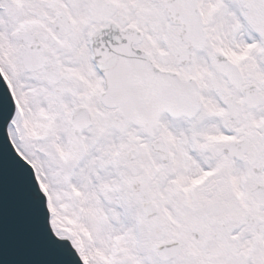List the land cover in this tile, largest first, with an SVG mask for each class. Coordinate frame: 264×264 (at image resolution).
Segmentation results:
<instances>
[{"label": "snow or ice", "instance_id": "obj_1", "mask_svg": "<svg viewBox=\"0 0 264 264\" xmlns=\"http://www.w3.org/2000/svg\"><path fill=\"white\" fill-rule=\"evenodd\" d=\"M2 264H264V0H0Z\"/></svg>", "mask_w": 264, "mask_h": 264}, {"label": "water", "instance_id": "obj_2", "mask_svg": "<svg viewBox=\"0 0 264 264\" xmlns=\"http://www.w3.org/2000/svg\"><path fill=\"white\" fill-rule=\"evenodd\" d=\"M0 264H2V261H0Z\"/></svg>", "mask_w": 264, "mask_h": 264}]
</instances>
